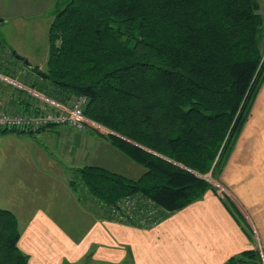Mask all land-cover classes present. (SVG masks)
I'll use <instances>...</instances> for the list:
<instances>
[{
    "label": "trees",
    "instance_id": "16d2710c",
    "mask_svg": "<svg viewBox=\"0 0 264 264\" xmlns=\"http://www.w3.org/2000/svg\"><path fill=\"white\" fill-rule=\"evenodd\" d=\"M44 73L58 101L86 97V117L144 169L130 179L85 166L74 192L109 220L107 208L135 194L172 213L216 192L203 177L218 180L264 81V15L259 0H68L49 26ZM18 239L0 209V264H28ZM226 264H264L263 253Z\"/></svg>",
    "mask_w": 264,
    "mask_h": 264
},
{
    "label": "crops",
    "instance_id": "0c3cea01",
    "mask_svg": "<svg viewBox=\"0 0 264 264\" xmlns=\"http://www.w3.org/2000/svg\"><path fill=\"white\" fill-rule=\"evenodd\" d=\"M63 3L0 0V50L15 54L13 66L28 61L32 67L24 63L22 67L27 74L25 84L33 82L37 92L31 97L2 84L0 112L30 111L33 105L45 106L49 101L64 103L31 72L34 67L46 71L48 42L45 58L38 63L35 51L19 39L25 17L51 14L46 23L49 31ZM259 3L264 15V0ZM107 134L63 126L31 134L0 132V209L15 215L17 247L28 264H226L243 251L258 247L264 258V81L218 177L224 196L217 191L209 193L182 210L167 213L154 227L142 229L109 220L89 198L81 199L71 188L74 170L97 166L112 172L108 161H121V152L108 142ZM126 162L134 173H144L142 167ZM224 197L236 207L237 218Z\"/></svg>",
    "mask_w": 264,
    "mask_h": 264
},
{
    "label": "built area",
    "instance_id": "2783aa9c",
    "mask_svg": "<svg viewBox=\"0 0 264 264\" xmlns=\"http://www.w3.org/2000/svg\"><path fill=\"white\" fill-rule=\"evenodd\" d=\"M1 52L0 61L2 59L7 60L3 65L8 66L10 59L8 58L7 51L1 50ZM22 67H24L23 63L20 64V67H16L17 73L13 76L0 71V82L22 90L31 97H36L37 92L31 85L19 81V79H23L21 77L27 76L25 69ZM86 101V97L84 96H75L69 103H54L49 101V104L45 106L33 105L34 107L30 111L17 109L1 111L0 131L14 129L35 133L53 126H63L79 132H86L88 130L98 131L102 126L90 120L84 114ZM221 189L224 191L223 188ZM107 213L114 222L142 229L154 227L162 220V215L166 214L151 199L143 197L140 194L123 198L117 205L107 208ZM258 249L262 254L260 247Z\"/></svg>",
    "mask_w": 264,
    "mask_h": 264
},
{
    "label": "rangeland",
    "instance_id": "374dc122",
    "mask_svg": "<svg viewBox=\"0 0 264 264\" xmlns=\"http://www.w3.org/2000/svg\"><path fill=\"white\" fill-rule=\"evenodd\" d=\"M61 1V0H60ZM63 6L68 2V0H62ZM51 16V14L49 13H45L42 16H28L25 17V27L22 30L23 34L20 36V40H22L24 42V45L28 48H30L32 51H35V58L37 59L36 62L41 63L44 60V52L47 48V35H48V26L46 25V23L49 21L48 18ZM10 25V24H9ZM1 50H0V54H1ZM7 60L2 59V61H0L1 63V67H0V71L4 72L7 74V71H11L10 74H16L17 73V68L16 66H10L9 68H6L3 64L4 62ZM8 63V62H7ZM8 74V75H10ZM27 77V76H26ZM26 77H21L22 79V83H27L26 81ZM20 81V80H19ZM3 83L0 82V86ZM244 127V126H243ZM243 130V128H242ZM241 130V132H242ZM101 133L107 134L108 131L103 129V128H99L98 130ZM240 132V133H241ZM127 140V139H126ZM3 143H0V145H2ZM121 161L115 163L112 162L111 160L108 161L111 162L110 164H108V166H111L112 172H117V174L123 175V176H127L129 178L135 179L137 178L139 175L137 173H134L132 171V169H130L128 166H126V161H131L130 159H128L126 156H124L123 154H121ZM66 160V159H65ZM134 163V162H132ZM107 165V164H106ZM137 165V164H135ZM139 166V165H138ZM206 177V178H205ZM203 178H205V180H207L209 183L212 184V186L216 189V191L219 193V195H223L224 196V191H222V187H220L219 181L218 180H214L210 177V174L205 175ZM220 187V188H219ZM2 206V205H0Z\"/></svg>",
    "mask_w": 264,
    "mask_h": 264
},
{
    "label": "water",
    "instance_id": "95a60500",
    "mask_svg": "<svg viewBox=\"0 0 264 264\" xmlns=\"http://www.w3.org/2000/svg\"><path fill=\"white\" fill-rule=\"evenodd\" d=\"M2 20L0 19V22H1ZM23 63L27 66V67H32L29 63H28V61H26V60H23ZM36 74L39 76V77H41V78H48V76L43 72V71H41V70H37L36 71ZM110 134H113V135H116V134H114V133H112V132H110ZM116 136H118V135H116ZM122 138V137H121ZM124 139V138H123ZM126 140V139H125ZM126 141H129V140H126ZM130 142V141H129ZM140 147V146H139ZM206 178V177H205Z\"/></svg>",
    "mask_w": 264,
    "mask_h": 264
}]
</instances>
